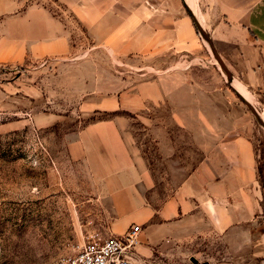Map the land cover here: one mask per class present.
Listing matches in <instances>:
<instances>
[{
	"label": "rangeland",
	"instance_id": "374dc122",
	"mask_svg": "<svg viewBox=\"0 0 264 264\" xmlns=\"http://www.w3.org/2000/svg\"><path fill=\"white\" fill-rule=\"evenodd\" d=\"M13 3L0 8V264H62L92 233H126V217L112 214L110 199L119 193L110 189L112 177L82 157L105 128L146 163L153 207L190 174L215 182L221 151L235 139L251 143L260 189L255 223L221 247L206 248L201 236L154 252L148 264H264V128L183 0ZM30 8L61 22L64 53L37 57L28 49ZM112 222L121 234L109 230Z\"/></svg>",
	"mask_w": 264,
	"mask_h": 264
},
{
	"label": "crops",
	"instance_id": "0c3cea01",
	"mask_svg": "<svg viewBox=\"0 0 264 264\" xmlns=\"http://www.w3.org/2000/svg\"><path fill=\"white\" fill-rule=\"evenodd\" d=\"M13 1L0 0V8H12ZM184 1L228 71L258 102L264 115V0ZM25 14L27 45L33 55L64 53L67 37L59 26L61 22L45 9L30 8ZM189 30L194 37L191 25ZM118 134L116 129H97V145L90 154L84 151L82 157L95 162L99 174L112 177L114 186L110 189L119 191L110 199L112 214L126 217L122 229L140 226L132 264H148L154 252L164 254L168 247L176 251L201 236L206 248L221 247L244 224L255 223L260 212V189L253 145L248 141L235 139L221 151L217 166L222 170L215 172V182H201L196 174H190L153 207L146 194L150 182L146 163L141 157L134 158ZM135 159L142 162L139 169ZM131 184L136 187L132 189ZM115 224H109V230L121 234ZM252 244L258 246L254 241Z\"/></svg>",
	"mask_w": 264,
	"mask_h": 264
},
{
	"label": "built area",
	"instance_id": "2783aa9c",
	"mask_svg": "<svg viewBox=\"0 0 264 264\" xmlns=\"http://www.w3.org/2000/svg\"><path fill=\"white\" fill-rule=\"evenodd\" d=\"M140 226L132 225L122 236L92 233L80 251L62 264H132Z\"/></svg>",
	"mask_w": 264,
	"mask_h": 264
},
{
	"label": "water",
	"instance_id": "95a60500",
	"mask_svg": "<svg viewBox=\"0 0 264 264\" xmlns=\"http://www.w3.org/2000/svg\"><path fill=\"white\" fill-rule=\"evenodd\" d=\"M184 3V7L185 9L188 11L196 29L198 30V33L200 35V37L206 41L211 50L213 51V54L217 57V61L221 67V69H223V71L226 74L227 77V81L230 83V86L234 89V92L236 93V95L241 99V101L247 106V108L250 110V112L252 113V115L254 116V118L257 120V122L264 128V121L261 118V115H259L258 111L251 105V103L249 101H247V99H245V97H243L238 90H236L232 85L231 82L233 80L231 74L229 73V71L227 70V68L225 67V65L223 64V62L221 61V59L219 58V56L217 55V53L215 52L211 40L209 39V36L207 35V33H205L204 29L202 28V26L200 25V23L198 22L197 18L195 17V15L193 14V12L191 11V9H189L188 5L186 4V2L183 0ZM191 261L196 264L197 261L195 259H191Z\"/></svg>",
	"mask_w": 264,
	"mask_h": 264
},
{
	"label": "bare ground",
	"instance_id": "6f19581e",
	"mask_svg": "<svg viewBox=\"0 0 264 264\" xmlns=\"http://www.w3.org/2000/svg\"><path fill=\"white\" fill-rule=\"evenodd\" d=\"M185 2H186V1H185ZM237 90L239 91V93H240L242 96H244V97L246 96V93H247V92H245L244 89H243L242 87H241V88L239 87ZM245 98H246V97H245ZM249 98H250V97H249ZM249 98H248V99H249ZM248 99H247V100H248ZM261 118H262L263 121H264V116H261Z\"/></svg>",
	"mask_w": 264,
	"mask_h": 264
},
{
	"label": "trees",
	"instance_id": "16d2710c",
	"mask_svg": "<svg viewBox=\"0 0 264 264\" xmlns=\"http://www.w3.org/2000/svg\"><path fill=\"white\" fill-rule=\"evenodd\" d=\"M258 171H259V176L261 177V173H262V170H261V168H258ZM263 188H264V185H263Z\"/></svg>",
	"mask_w": 264,
	"mask_h": 264
}]
</instances>
